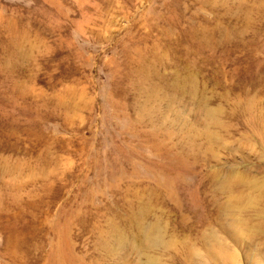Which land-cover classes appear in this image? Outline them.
<instances>
[{
    "label": "rangeland",
    "instance_id": "rangeland-1",
    "mask_svg": "<svg viewBox=\"0 0 264 264\" xmlns=\"http://www.w3.org/2000/svg\"><path fill=\"white\" fill-rule=\"evenodd\" d=\"M264 264V0H0V264Z\"/></svg>",
    "mask_w": 264,
    "mask_h": 264
},
{
    "label": "clouds",
    "instance_id": "clouds-1",
    "mask_svg": "<svg viewBox=\"0 0 264 264\" xmlns=\"http://www.w3.org/2000/svg\"><path fill=\"white\" fill-rule=\"evenodd\" d=\"M146 245L149 251L138 252L134 258V264H162L160 258L152 253L161 248L163 242L159 238H148Z\"/></svg>",
    "mask_w": 264,
    "mask_h": 264
}]
</instances>
